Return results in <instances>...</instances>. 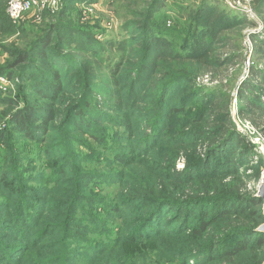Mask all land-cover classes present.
Returning a JSON list of instances; mask_svg holds the SVG:
<instances>
[{"label":"trees","instance_id":"obj_1","mask_svg":"<svg viewBox=\"0 0 264 264\" xmlns=\"http://www.w3.org/2000/svg\"><path fill=\"white\" fill-rule=\"evenodd\" d=\"M9 1L0 0V37L9 32L15 34L17 42L5 49L9 59L0 65V78L13 82L17 95L15 99L3 98L1 93L7 92L9 86L0 87V101H6L12 108L5 128L0 130V182L3 199L8 200L0 203V215L6 210L3 214L15 227V243L20 246L11 252L23 249L12 263L22 262L23 254L35 243L28 238L35 233L26 225L34 213L23 207L22 175L30 168L29 164L33 166L40 158L35 152L20 148L24 143L19 144L17 139L41 142L49 139V130L58 125L60 129L56 131L60 135L50 147L36 145L37 151L51 161L48 166L52 172L42 173L46 179L57 181L65 191L77 182V187L70 189L73 203L66 209V228L59 232L60 238L52 237L57 242L74 244L79 236L74 233L76 229L97 233L99 241H91V245L80 243L86 252L80 257L88 263L97 254L117 256L116 248L122 246L125 258L115 264H165L164 260L155 261L150 253L133 256L134 246L131 247L137 242L164 239L181 241L189 248L175 254L176 262L167 264H263L264 233L257 231L264 224L262 201L242 193L240 169L248 165L250 151L224 109L218 113V125L214 126V110L224 104L227 95L219 88L215 90L222 95L195 86L197 77L207 69L222 67L233 59L219 54L227 42L224 34L235 26L245 27L248 20L228 10L220 0H204L177 47L176 39L165 30L173 25L168 14L169 0H118L123 13L119 16L121 25L112 38H107L110 33L98 23L94 26L81 23L79 18H68L69 13L78 16L79 11L73 6L83 0H64L65 7L55 16L48 14L51 20L39 27L14 25L5 11ZM254 11L263 29L252 35L251 41L264 62V0L254 1ZM192 24L197 27L191 28ZM135 45L137 62L129 67L126 54ZM258 66L255 63L251 67L249 79L239 89L238 100L242 113L264 117V68ZM160 67L165 74L160 73ZM66 98L69 101L64 106ZM139 103L147 105L141 114L146 123L142 134L131 132L133 123L129 117L133 110L142 108L137 106ZM107 108L121 117L107 113ZM106 124L123 130L115 132L118 137L107 135ZM171 126L178 128L166 140H171L167 143L173 149L167 160L174 161L176 152L182 148L188 149L190 155L182 171L175 173L170 166L164 176L173 185L189 186L193 195L177 192L179 197L172 199L143 191L126 196L118 206L105 198L87 197L85 191L91 190L95 183L114 182L122 190L130 189L126 177L119 174L96 173L90 171L89 165L84 170L81 165L90 155L95 156L94 163L99 165L127 164L138 156L142 158L135 162L149 161L148 157L165 141ZM138 136L135 144L131 137ZM69 138L71 142L67 143ZM75 144L77 148L73 147ZM113 146L119 148L115 150ZM83 149L90 152L87 154ZM259 173L258 169L256 178ZM82 200H89L119 218L138 212L141 216L124 225L118 223L115 237H109L101 219L97 216L88 219L78 212L76 207ZM11 201L14 204L6 208ZM7 228V224H0V234L11 233L5 231ZM40 234L45 237V233ZM10 238L13 239L12 234Z\"/></svg>","mask_w":264,"mask_h":264},{"label":"rangeland","instance_id":"obj_2","mask_svg":"<svg viewBox=\"0 0 264 264\" xmlns=\"http://www.w3.org/2000/svg\"><path fill=\"white\" fill-rule=\"evenodd\" d=\"M78 1V0H77ZM92 0H83V2L76 3L73 7L79 11L78 16L75 13H69L68 18L71 16L75 20L80 19L81 23L96 25L99 24L101 29L106 30L110 34L107 38H112L115 36L117 29L121 25V19L119 16L123 13V9L121 7L122 4L118 2V0H93V3L89 5L84 2H90ZM204 0H169L167 1V5L169 7L168 14L170 16V20L173 25L170 29H165L169 32L170 36L176 39V46L179 47L181 43V38L184 36L185 31L190 26L191 17L195 15L196 8L203 3ZM65 1L62 0L61 7L59 11L65 7ZM182 6V9H178V7ZM49 7H46L43 11L40 8L33 7L30 10L26 11L19 21L13 23L14 25H24L27 24L40 26L42 23H47L49 18L48 16H55L59 13H51ZM74 10V11H76ZM253 13L255 14V18L251 20V18L245 17L247 24L245 27L235 26L230 31H226L224 35L227 37V42L225 46L220 48L219 54L223 57H233L232 60H229L224 66L217 68H209L207 72L197 77L195 80V86L203 89L204 91H214L216 94H220L217 92L215 88L221 89L227 95L226 101L223 105H220L219 108L215 109V114H213L212 118L215 122V125H218V113H222V109L229 115L227 117L228 121L232 123L235 127L236 131L240 139L243 141L245 146L249 149V163L246 167L240 169V174L242 176V193H246L249 195H253L256 197L259 184L261 183V179L264 176V117L242 113L241 106L239 104V89L242 84L249 79V71L251 67L256 63L259 64V68H264V62L260 61L258 54L252 45L251 36L254 34H259L262 32L263 23L259 19L258 15H256L254 11V3L252 5ZM6 11V10H5ZM234 11V10H233ZM232 11V12H233ZM178 12V14L176 13ZM49 14V15H48ZM236 15H242V13L234 11ZM50 17V16H49ZM129 16L127 18H131ZM243 17V16H242ZM51 18V17H50ZM178 18V19H176ZM48 20V21H47ZM46 21V22H45ZM170 21V22H171ZM211 21V20H210ZM168 22L167 25L170 24ZM166 24V23H165ZM28 26V25H27ZM195 25H191V28H196ZM198 29H201L198 27ZM101 40L100 37H97ZM17 42L15 34L2 33L0 37V65H3L5 61L9 59L8 54L5 52L6 48L12 47ZM136 45L132 46L130 52L126 54V60L129 62V67L133 65V63L137 62L136 54L134 53V49H136ZM129 54V55H128ZM93 62L96 64V60ZM100 65V64H99ZM164 66L168 64L163 63ZM102 73V72H100ZM160 73L165 74L164 70L160 67ZM157 79H159V75H157ZM18 80H15L17 82ZM13 82H8L4 80L0 81V87L4 89V87L9 86V90L7 92H2L3 98H13L15 99L17 95V88L13 86ZM188 95V94H187ZM222 95V94H220ZM70 97V96H66ZM69 98H66L62 103L64 106L68 104ZM100 99V98H99ZM218 99H221L220 97ZM142 108L139 111L133 110L129 117L132 119V129L131 132H139L142 134V130L146 123L143 122L142 111L147 107L146 104L139 103ZM63 106V107H64ZM135 106V107H137ZM11 107L6 103V101H0V130L5 128L6 122L9 119V112L11 111ZM107 113L114 115L116 117H121V114H115L111 109L107 108ZM125 117H128L125 115ZM134 117H137L138 120H134ZM12 127V125L10 126ZM57 127V128H56ZM56 129H60L58 125H55ZM178 127L171 126L168 130L169 132L166 135L165 141L159 144L153 151L152 155L148 157L149 161L135 162L138 159H141L142 156H138L135 161H132L127 164H120V162L115 164H96L95 156L90 155L91 157L85 160L81 167L84 169L85 166H90L92 170L96 173H100L103 175L110 174L111 176L119 174L123 177H126V185L130 187V189L122 190L123 188H119L116 183L105 184V183H95L90 189L85 191L87 197L96 198H105L109 201H113L114 206L120 205L123 198L126 196H136L137 194H141L143 191L158 193L159 195L165 194V197L175 199L177 196V192H185L187 194L193 195L194 193L190 192V188L187 185H173L164 174L168 171V167L172 166V169L175 173L183 170L186 157L190 155V152L186 148H180L179 152H176L175 160H167L169 156V151L173 150L170 142L171 140L166 141L167 139H171L172 132ZM56 129L50 131L49 139H42L41 142L34 141L30 138L25 140L24 138H18L17 142L19 144L24 143L20 148L25 151L35 152L34 154L39 155V160H35L32 163L33 166L30 165V168L27 169L26 174H23L22 177L24 179L25 185V197L24 201L26 210L32 211L34 215L30 217L27 221V227L35 230V233L31 236V240L35 241L32 246L27 250L26 254H23V261L18 264H30V262L36 264H115L117 261L122 262V257L125 258L123 254V250L120 249L122 246L117 247V256L107 257L101 254H97L98 257L95 259H91L88 263L84 258L80 257V255L84 256L86 252L82 247L83 244H90L91 241H99L101 238L97 233L92 231H82L80 229L74 230L78 236V239L74 244L57 242L56 238H60L59 232L63 231L66 228V218L67 212L66 209L69 207L68 205L72 201V192L70 189L77 187V182H74L67 191L64 188H60V183L57 181L51 182L46 179L45 175H49L52 172L51 167L48 166L51 161L46 158L42 153H39L36 149V145L40 144L43 147H50L53 142L59 137V132ZM123 128L120 126H110L106 124L104 132L105 134H112L111 136L116 135V131L122 132ZM139 134V136H140ZM69 137H73L71 133L67 132ZM127 135V134H126ZM118 137V135H116ZM138 137L132 138L131 140L135 143L139 139ZM13 137L16 135L13 132ZM134 137V136H133ZM89 141V140H88ZM71 142L70 138L67 140V143ZM136 144V143H135ZM73 147L77 148L78 145H74ZM119 148V146H113ZM131 147L133 145L131 144ZM85 153H89V150H85ZM200 155L203 154V151H200ZM173 161V162H172ZM93 169L94 167H96ZM258 167L260 173L259 177H255V173L258 172ZM261 168V169H260ZM256 169V170H255ZM85 170V169H84ZM40 173V174H39ZM130 184H129V182ZM13 181H10L12 183ZM3 183L0 182V203L8 202L7 199H3ZM34 190H38L39 193H36ZM79 191V190H77ZM37 194L33 196L32 194ZM137 193V194H136ZM186 195V194H185ZM36 197V198H35ZM32 198L37 199L35 202ZM74 200V199H73ZM33 201V203H29ZM73 203V201H72ZM78 207H76L78 212L85 214L88 219H91L92 216H97L101 219L103 226L107 227V230L110 232L109 237L111 235H116L115 229L119 225H124L125 222L130 221V219L135 220L140 217L141 214L131 213L130 216L125 218H119L111 213V211H106L101 209V206L91 203L89 200H82L78 202ZM14 204V201H11L10 204H7L5 207L9 208L10 205ZM6 210L1 211L0 220L2 217H5L3 221H0V224L8 225L7 230L11 233H8L7 236H3L0 234V264H13V260L19 256L21 251L18 250L16 252H11V250H16L20 245L15 243L17 236L15 227L11 226L12 221L9 222V217L6 214H3ZM14 218L17 217V213L13 215ZM24 219V218H23ZM6 222V223H4ZM9 222V223H8ZM88 222V221H87ZM85 222V223H87ZM20 225V224H19ZM38 227L40 231L38 230ZM27 231V228H26ZM1 233V231H0ZM40 233H45V237H43ZM12 234V238H10ZM83 235V236H81ZM128 241V240H127ZM4 243V244H3ZM77 243L78 246H77ZM83 243V244H80ZM123 243L121 241L120 245ZM134 246L133 256L150 253L154 255V260H164V263L168 262L174 263L176 262L175 254L180 253L184 250H188L189 248H185L188 244H184L179 241V243H174V241L159 239L155 241H147V242H137L131 247ZM124 248V247H122ZM71 251L70 253L67 250ZM137 249V250H136ZM76 253V254H74ZM121 254V255H120ZM69 255V257H68ZM53 262V263H48ZM31 263V264H33Z\"/></svg>","mask_w":264,"mask_h":264},{"label":"built area","instance_id":"obj_3","mask_svg":"<svg viewBox=\"0 0 264 264\" xmlns=\"http://www.w3.org/2000/svg\"><path fill=\"white\" fill-rule=\"evenodd\" d=\"M220 1L232 11L234 10L240 12L243 16L251 18V20L255 18V14L252 10V5L255 0ZM61 2L62 0H10L6 9V14L12 23H16L26 11L30 10L33 7L40 8L42 9V11L46 7H49V11L51 13H56L61 7ZM4 80V78H0L1 82H3Z\"/></svg>","mask_w":264,"mask_h":264},{"label":"water","instance_id":"obj_4","mask_svg":"<svg viewBox=\"0 0 264 264\" xmlns=\"http://www.w3.org/2000/svg\"><path fill=\"white\" fill-rule=\"evenodd\" d=\"M256 197L262 201V214L264 217V176L261 179V183L259 185ZM257 231L264 233V224H262L260 227H258ZM263 264H264V262H263Z\"/></svg>","mask_w":264,"mask_h":264},{"label":"crops","instance_id":"obj_5","mask_svg":"<svg viewBox=\"0 0 264 264\" xmlns=\"http://www.w3.org/2000/svg\"><path fill=\"white\" fill-rule=\"evenodd\" d=\"M228 10H230L228 7H226ZM231 11V10H230Z\"/></svg>","mask_w":264,"mask_h":264}]
</instances>
